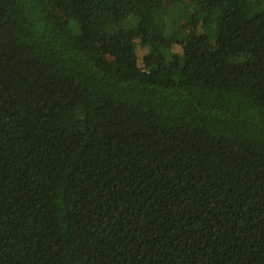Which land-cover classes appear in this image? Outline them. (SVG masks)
Returning <instances> with one entry per match:
<instances>
[{"label": "trees", "instance_id": "1", "mask_svg": "<svg viewBox=\"0 0 264 264\" xmlns=\"http://www.w3.org/2000/svg\"><path fill=\"white\" fill-rule=\"evenodd\" d=\"M183 2L0 0V264H264V0Z\"/></svg>", "mask_w": 264, "mask_h": 264}, {"label": "rangeland", "instance_id": "2", "mask_svg": "<svg viewBox=\"0 0 264 264\" xmlns=\"http://www.w3.org/2000/svg\"><path fill=\"white\" fill-rule=\"evenodd\" d=\"M188 0H186L187 2ZM186 2H183L182 4H179L177 7H175V11L176 13H173V14H184L187 13V9H188V4H186ZM173 11V9H172ZM172 11L170 12V15H172ZM183 19H184V16H183ZM185 20V19H184ZM137 43V50L139 52L140 55H143L144 54V50L141 46V44L139 43V41L136 42Z\"/></svg>", "mask_w": 264, "mask_h": 264}]
</instances>
